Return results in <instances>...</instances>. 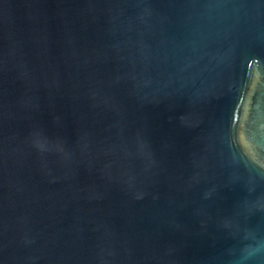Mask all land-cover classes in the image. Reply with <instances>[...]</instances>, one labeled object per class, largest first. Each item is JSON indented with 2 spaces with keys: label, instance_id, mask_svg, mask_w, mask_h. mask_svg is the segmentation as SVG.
Returning a JSON list of instances; mask_svg holds the SVG:
<instances>
[{
  "label": "water",
  "instance_id": "obj_1",
  "mask_svg": "<svg viewBox=\"0 0 264 264\" xmlns=\"http://www.w3.org/2000/svg\"><path fill=\"white\" fill-rule=\"evenodd\" d=\"M250 244L264 0H0V264H237Z\"/></svg>",
  "mask_w": 264,
  "mask_h": 264
},
{
  "label": "clouds",
  "instance_id": "obj_2",
  "mask_svg": "<svg viewBox=\"0 0 264 264\" xmlns=\"http://www.w3.org/2000/svg\"><path fill=\"white\" fill-rule=\"evenodd\" d=\"M262 260H264V246L260 244L244 246L236 258L237 264H261Z\"/></svg>",
  "mask_w": 264,
  "mask_h": 264
}]
</instances>
